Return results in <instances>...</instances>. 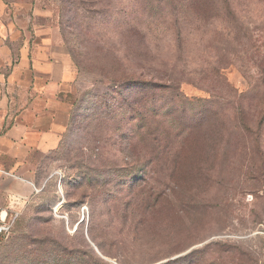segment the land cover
I'll use <instances>...</instances> for the list:
<instances>
[{"label": "rangeland", "instance_id": "374dc122", "mask_svg": "<svg viewBox=\"0 0 264 264\" xmlns=\"http://www.w3.org/2000/svg\"><path fill=\"white\" fill-rule=\"evenodd\" d=\"M26 44L56 57L33 118ZM0 51V264H264V0H0Z\"/></svg>", "mask_w": 264, "mask_h": 264}, {"label": "crops", "instance_id": "0c3cea01", "mask_svg": "<svg viewBox=\"0 0 264 264\" xmlns=\"http://www.w3.org/2000/svg\"><path fill=\"white\" fill-rule=\"evenodd\" d=\"M13 4L19 6L23 5L17 2ZM9 22H12V20H9ZM52 50L48 46L42 47L41 45L35 46L34 44L32 46L27 44L21 46L19 49V61L13 66V73L9 78L11 83L17 82L22 87H30L32 101L23 109V113L25 115H31L32 118L35 116V110L37 109L35 106L36 100L41 98V80H45L46 85L53 86L55 84L54 73L51 75L50 72L54 69V62H56V57H53L54 53ZM3 53H5L4 50ZM50 57L51 59H54L52 62H50ZM1 115L2 112L0 110V117ZM12 119L14 121L13 125L7 130L5 138H9V142L15 146V148L17 143L22 146L25 145L28 148L40 143V140H38L39 134L41 133L39 122H35V119L32 123H28L24 120L20 121V118L15 115H13ZM0 172L13 177L14 179H21L18 175L12 174L10 170L5 169L2 162H0ZM14 183L18 184L17 181H14Z\"/></svg>", "mask_w": 264, "mask_h": 264}, {"label": "built area", "instance_id": "2783aa9c", "mask_svg": "<svg viewBox=\"0 0 264 264\" xmlns=\"http://www.w3.org/2000/svg\"><path fill=\"white\" fill-rule=\"evenodd\" d=\"M19 211L14 206L0 207V238H7L19 218Z\"/></svg>", "mask_w": 264, "mask_h": 264}, {"label": "trees", "instance_id": "16d2710c", "mask_svg": "<svg viewBox=\"0 0 264 264\" xmlns=\"http://www.w3.org/2000/svg\"><path fill=\"white\" fill-rule=\"evenodd\" d=\"M227 8H228V6H227ZM117 74L118 75L114 76V78H117V81L114 79L112 82H115L117 84L121 83L120 85H124V84H128L129 85V84L132 83V81H129L127 78L123 77L124 74H123L122 71H119ZM80 111H81V106L78 105L75 108L74 112L72 113V120L75 119L78 116ZM14 226H15V224H14ZM14 226H13V228H14ZM13 228L11 230V233L13 231ZM198 253L199 252L197 250H193L190 253H188L187 255H185L183 257H180V258H176L175 260H173V261H171L170 263H167V264H194L193 260H194V258H196Z\"/></svg>", "mask_w": 264, "mask_h": 264}, {"label": "water", "instance_id": "95a60500", "mask_svg": "<svg viewBox=\"0 0 264 264\" xmlns=\"http://www.w3.org/2000/svg\"><path fill=\"white\" fill-rule=\"evenodd\" d=\"M102 258H104V257H102Z\"/></svg>", "mask_w": 264, "mask_h": 264}]
</instances>
